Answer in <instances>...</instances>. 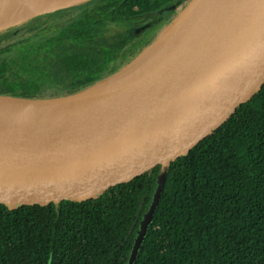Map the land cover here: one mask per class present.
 Segmentation results:
<instances>
[{
    "label": "trees",
    "instance_id": "obj_1",
    "mask_svg": "<svg viewBox=\"0 0 264 264\" xmlns=\"http://www.w3.org/2000/svg\"><path fill=\"white\" fill-rule=\"evenodd\" d=\"M175 1L91 0L63 26L65 10L1 27L0 95L59 96L106 79L155 37L153 23L134 22ZM158 179L77 208L0 209V264H127ZM134 264H264V90L169 168Z\"/></svg>",
    "mask_w": 264,
    "mask_h": 264
},
{
    "label": "water",
    "instance_id": "obj_2",
    "mask_svg": "<svg viewBox=\"0 0 264 264\" xmlns=\"http://www.w3.org/2000/svg\"><path fill=\"white\" fill-rule=\"evenodd\" d=\"M30 1L0 0V22ZM147 59L70 94L0 95L65 112L0 118V209L82 207L158 172L127 263L134 264L169 168L191 158L264 90V0L213 2Z\"/></svg>",
    "mask_w": 264,
    "mask_h": 264
},
{
    "label": "bare ground",
    "instance_id": "obj_3",
    "mask_svg": "<svg viewBox=\"0 0 264 264\" xmlns=\"http://www.w3.org/2000/svg\"><path fill=\"white\" fill-rule=\"evenodd\" d=\"M69 1L72 0H31L16 12L6 17L0 23L13 22L17 19L19 20L31 14L61 6ZM216 1L217 0H195L189 7V9L168 30V32L163 34L148 52L146 51L147 55H150L153 52H158L161 49L164 50L169 45H171L181 36L191 20L201 10L203 11L206 7L208 8L213 2L215 3ZM132 67H134V65H131V67H129V70ZM125 71L126 69L122 70L119 74H122ZM64 113L65 112L62 110L50 108L47 105L39 104L34 101L0 98V118H42L47 116L55 117Z\"/></svg>",
    "mask_w": 264,
    "mask_h": 264
},
{
    "label": "rangeland",
    "instance_id": "obj_4",
    "mask_svg": "<svg viewBox=\"0 0 264 264\" xmlns=\"http://www.w3.org/2000/svg\"><path fill=\"white\" fill-rule=\"evenodd\" d=\"M90 1L91 0H72L59 7L50 9V11L41 12V14L51 12L52 10L54 12H59L61 10L68 11L69 15L67 13V18L65 19V21L59 22L57 24L59 26H63L73 17L80 15L86 9V7L89 6L88 2ZM194 1L195 0H176L171 5L162 9L161 15L158 18H156V16L155 17L147 16L144 17L141 21L134 22L132 26V30L135 31L147 29L149 21L150 23H153L150 32L151 35L155 37L150 41V45H148V47L145 48V50L138 56V58L133 59L134 60L132 62L133 65L142 64L145 61L147 62L148 60L147 58H149V56H151L152 54L156 53L153 52L150 55H147V52L154 46V44L160 39V37L166 32H168V30L174 25V23L189 9V7L192 5ZM17 22H19V20ZM14 23L16 22L6 23L5 25L14 24ZM142 33L143 31L139 32V34ZM129 64L130 62L127 65H125V67L128 66Z\"/></svg>",
    "mask_w": 264,
    "mask_h": 264
},
{
    "label": "flooded vegetation",
    "instance_id": "obj_5",
    "mask_svg": "<svg viewBox=\"0 0 264 264\" xmlns=\"http://www.w3.org/2000/svg\"><path fill=\"white\" fill-rule=\"evenodd\" d=\"M86 8H87V7H86ZM35 39H36V40H39V39H42V38H41V37H36Z\"/></svg>",
    "mask_w": 264,
    "mask_h": 264
}]
</instances>
